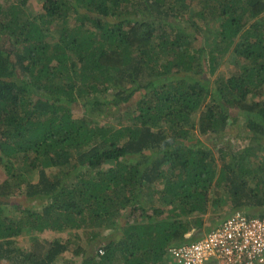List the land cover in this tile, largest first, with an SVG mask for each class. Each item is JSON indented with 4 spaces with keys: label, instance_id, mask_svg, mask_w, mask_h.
<instances>
[{
    "label": "trees",
    "instance_id": "16d2710c",
    "mask_svg": "<svg viewBox=\"0 0 264 264\" xmlns=\"http://www.w3.org/2000/svg\"><path fill=\"white\" fill-rule=\"evenodd\" d=\"M29 1L0 0V264H174L210 210L264 213V0Z\"/></svg>",
    "mask_w": 264,
    "mask_h": 264
},
{
    "label": "built area",
    "instance_id": "2783aa9c",
    "mask_svg": "<svg viewBox=\"0 0 264 264\" xmlns=\"http://www.w3.org/2000/svg\"><path fill=\"white\" fill-rule=\"evenodd\" d=\"M169 253L174 264H264V213L237 209L199 238L173 244Z\"/></svg>",
    "mask_w": 264,
    "mask_h": 264
},
{
    "label": "rangeland",
    "instance_id": "374dc122",
    "mask_svg": "<svg viewBox=\"0 0 264 264\" xmlns=\"http://www.w3.org/2000/svg\"><path fill=\"white\" fill-rule=\"evenodd\" d=\"M30 3V7L33 8V9H39L40 6H41V2L39 0H30L29 1ZM197 6V5H196ZM262 15H264V12L262 13ZM186 27L190 28L191 24L190 22H187L186 23ZM193 37L194 39H192L191 41V45H196V44H204L206 43V37L208 35H211L213 33H216V31L219 30L220 26H219V23L218 22H215V20L213 19H207V20H204V19H199L197 21V25H195V27H193ZM234 57L232 54H229L228 56H226L224 58V61L223 63L219 66V69L217 71V73L219 71H222L224 73H228L230 72V69L232 68L233 66V63H234ZM216 75V74H215ZM215 75H213V78L215 77ZM141 94H136V97H139ZM78 107L80 108L79 110H76L75 112L77 114H83V110L81 109L80 105H78ZM123 108H126V107H123ZM103 119V118H102ZM229 129H231V133L229 131H227V135H228V140L231 142V144H233L234 146H244L248 143L249 141V138L248 136L245 135V133H238V134H235L236 131H237V128L235 126H230ZM201 137L203 138V140L208 144V145H213V139L211 138H207L206 136L204 135H201ZM6 176V173H5V170L2 166H0V180L3 179L4 177ZM11 202L13 201H16V200H22V201H26V202H32V204L36 203H39L38 200H31V199H27L25 198L24 196V193L22 192H18V195L16 196H13L11 198ZM231 209H232V206L231 205H226L225 207L223 208H220L218 209L217 211H214V210H210L207 214L204 215V221H205V225H209V224H212L214 220L218 219L219 217L223 216L225 217L227 214L231 213ZM255 209H251L249 211H254ZM247 211V210H245ZM261 214V213H259ZM258 214V215H259ZM82 232H83V236L81 239H79V242L83 243L85 248H87L89 251L93 250L94 247L97 245V242L99 240V238H94L92 236V233H91V230L90 228H84L82 229ZM105 233V232H103ZM194 232L193 230L189 233V236L193 235ZM30 236L31 234L29 232H23L19 237H17V244L21 247V248H27L29 247L30 245ZM67 259L68 258H74L76 259L77 261H81V258L82 256L81 255H74L72 252L71 253H67L66 256Z\"/></svg>",
    "mask_w": 264,
    "mask_h": 264
}]
</instances>
